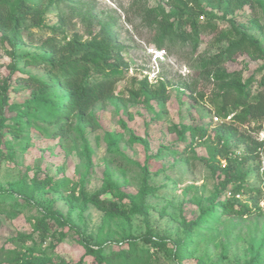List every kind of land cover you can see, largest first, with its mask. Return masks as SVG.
<instances>
[{
    "label": "rangeland",
    "instance_id": "374dc122",
    "mask_svg": "<svg viewBox=\"0 0 264 264\" xmlns=\"http://www.w3.org/2000/svg\"><path fill=\"white\" fill-rule=\"evenodd\" d=\"M50 2L44 0V6ZM158 6L169 14L197 17L207 29L186 42L164 40L159 48L161 29L143 20L146 10ZM59 14L65 30L53 34L47 28L57 25ZM169 22L176 28V17ZM40 24L27 22L15 34L0 33V86L4 80L11 85L9 106L40 97L41 86L29 78L51 82L47 66L27 64L48 56L42 46L48 38L57 45L74 35L91 42L109 24L127 68L110 98L67 120L66 136H54L36 109L19 114L5 109L4 125L16 128L15 135L3 129L1 152L10 148L14 155L0 160V264H13L10 260L24 253L31 264H95L75 231L55 227L41 239L36 220L50 210L75 224L90 244H102L105 253L126 249L128 234L139 239L148 231L166 240V249L150 250L156 254L148 264H264V120L219 115L221 88L232 80L225 74H238L240 83L251 76L259 82L264 57L238 53L229 59L222 55L228 41H216L227 31L244 32L264 50L263 5L254 0H72L48 7ZM220 57L219 65L203 67ZM44 90L52 97L58 93ZM225 156L240 168L239 192L234 185L221 190ZM46 180L50 183L37 190ZM108 180L111 192L99 199L130 210L133 196L146 215L113 220L93 207L90 197ZM227 202L234 203V212L245 206L248 212L225 213L221 204ZM209 208L217 212L213 221L192 226ZM59 232L66 234L61 242ZM171 241H178L182 251ZM137 243L146 248L142 239Z\"/></svg>",
    "mask_w": 264,
    "mask_h": 264
},
{
    "label": "trees",
    "instance_id": "16d2710c",
    "mask_svg": "<svg viewBox=\"0 0 264 264\" xmlns=\"http://www.w3.org/2000/svg\"><path fill=\"white\" fill-rule=\"evenodd\" d=\"M224 1L230 4L234 3V0ZM254 1H258L264 7V0ZM58 3L70 4L72 0H54L47 6H44V0H0V33L15 34L17 28L27 22L40 26L43 13L48 10V7ZM173 17L178 20L176 28H174L173 22H169ZM57 20L56 26L47 29L53 34H63L65 30L64 15L59 14ZM143 20L149 28L156 26L157 29H161L157 42L159 48H161V43L164 40L173 42L175 39H179L186 42L195 39V37L197 38L199 34L207 29L206 26L198 22L197 17L169 14L160 6L146 10ZM109 27V24L101 26L98 34L99 40L93 39L91 42L82 43L74 35L63 45H57L52 38H48L42 43L48 56L27 63L32 66H38L42 63L44 67H48L51 82H36L32 78L28 79L30 83H38L41 86L39 98H33L32 101L16 108L14 107L16 105L9 106L7 96L11 85L7 80H4L0 86V160L10 159L14 155L13 149L10 148L4 154L1 152L3 129L7 126V129H11V132L15 135L14 130L16 128L11 124L4 125L6 123L5 109L7 107L10 111L17 112L18 110V114L36 109L38 116L42 117V119L40 118L41 121L46 122L49 127L54 129L52 130L54 136H66L71 129L67 122L71 116L78 113L82 117L96 104L112 96L115 85L127 65L119 56L122 47L116 43ZM223 40L228 41V47L222 53L226 58L230 59L238 53L264 57V50L259 42L244 32L235 35L232 31H227L220 34L216 41L221 42ZM38 61L40 62L37 63ZM220 62L221 57L216 62H205L203 67L212 68L219 65ZM225 75V77H231L232 80L230 84L221 88L223 92L220 96L219 115L225 118L232 114L234 119L242 122L254 123L264 120V78L262 77L259 82H256L255 78L251 76L245 82L240 83L238 74ZM44 89H54L58 93L52 97L47 95ZM225 158L227 164L224 169L220 170L223 177L220 182L221 190H226L229 185H234L236 186L235 193L239 192L244 181L240 168L234 165L227 156ZM49 183V180L37 183L36 189L46 187ZM111 188L112 184L108 180L99 191L90 197L89 203L108 219L127 221L129 215H146L142 209H139L133 196L129 198L131 200L130 210L120 209L113 202L99 199L100 195L110 193ZM221 205L225 213L233 212L236 215H245L248 212L246 206L241 212H234V203L231 202ZM213 210L209 208L206 212H203L200 220H197L192 226L196 227L197 223L202 221H213V216L217 213L216 209L215 212ZM43 214L41 219L36 220L35 227L41 239L44 240L50 230L55 227L75 231L78 243L85 248L86 254L93 258L95 264H148L156 254L154 253L152 256L150 250H163L168 246L166 240L158 239L147 231L139 239L128 234L125 238L127 239L126 249L112 250L105 253L102 244H90L89 239L83 237L78 227L67 218H63L59 212L50 210L49 212L43 211ZM51 221L56 223L57 226H54ZM65 236L66 234L59 232L57 240L61 242ZM140 239H142L146 248H138L137 241ZM170 243L175 249L182 251V245L178 241H171ZM20 254L21 252H19ZM2 255L4 254L2 253ZM21 255V258L17 256L16 259L10 260V262H13V264L32 263L31 256H27L25 253Z\"/></svg>",
    "mask_w": 264,
    "mask_h": 264
}]
</instances>
